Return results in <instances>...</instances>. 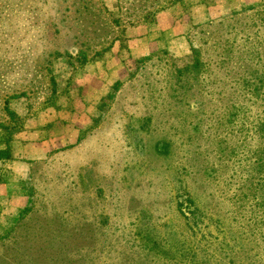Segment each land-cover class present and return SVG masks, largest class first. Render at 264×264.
I'll return each mask as SVG.
<instances>
[{"label": "rangeland", "instance_id": "rangeland-1", "mask_svg": "<svg viewBox=\"0 0 264 264\" xmlns=\"http://www.w3.org/2000/svg\"><path fill=\"white\" fill-rule=\"evenodd\" d=\"M6 148L0 264H264V0H0Z\"/></svg>", "mask_w": 264, "mask_h": 264}, {"label": "crops", "instance_id": "crops-1", "mask_svg": "<svg viewBox=\"0 0 264 264\" xmlns=\"http://www.w3.org/2000/svg\"><path fill=\"white\" fill-rule=\"evenodd\" d=\"M215 2H213V3H211V4H209V5H205V6H200V7H196L197 8V10L200 12V15H198V20L200 21L201 19H204V18H206L207 16H211V14H212V12L214 11V12H216V8H219L221 11H222V8H231V7H234V5H230L229 3L228 4H226V3H217V4H214ZM241 4L239 3V5H238V7L240 6ZM170 9L169 10H167V11H165L164 13H166L167 15H168V22L170 23V24H172V26H170V29H165L166 31H165V35H167V34H175V33H177L176 32V26L174 25V23H173V19L171 18L172 16H173V14H172V9L173 8H176V7H169ZM177 8H179V7H177ZM231 9H234V8H231ZM165 14V15H166ZM178 15V14H177ZM182 17H183V19H182V17L180 16V15H178L177 17L179 18V21H180V23H179V25L181 26L180 28H179V30H183V29H188V27L191 25V23H193L194 21H198V20H191L190 19V17L188 16V17H184V13L182 12ZM172 19V20H171ZM174 19H176V18H174ZM178 30V31H179ZM167 33V34H166ZM138 41H140V40H138ZM136 44H137V42H136ZM153 44H156V42H154V43H148V45H149V47H151ZM150 49H152V48H150ZM123 70H126L125 69V67H123V65L121 64L120 65V67H118V68H109L108 67V72L109 71H114V72H116V71H118L119 73H121V72H123ZM39 129H40V131H42L43 130V127H39ZM39 129H36V130H34V131H29V130H26V131H23L22 133L23 134H25V136H20V135H16L15 137L17 138V137H20V138H22L23 137V139L25 138H27V139H31L32 138V136H34V135H36V133H38L39 132ZM46 142V141H45ZM42 143H44V142H42Z\"/></svg>", "mask_w": 264, "mask_h": 264}, {"label": "trees", "instance_id": "trees-1", "mask_svg": "<svg viewBox=\"0 0 264 264\" xmlns=\"http://www.w3.org/2000/svg\"><path fill=\"white\" fill-rule=\"evenodd\" d=\"M246 58H247V57H246ZM246 58H245V59H246ZM8 112H9L10 114L13 113V112H11V111H8ZM2 127H3V126H2ZM3 129H4L5 131H7V130H8V127H7V126H4ZM7 139H8V137H7ZM7 139H6V140H7ZM3 158H6V159L11 158L9 148H6V149H0V159H3Z\"/></svg>", "mask_w": 264, "mask_h": 264}]
</instances>
